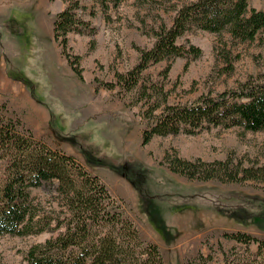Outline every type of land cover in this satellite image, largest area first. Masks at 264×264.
<instances>
[{
  "label": "rangeland",
  "instance_id": "1",
  "mask_svg": "<svg viewBox=\"0 0 264 264\" xmlns=\"http://www.w3.org/2000/svg\"><path fill=\"white\" fill-rule=\"evenodd\" d=\"M74 0H0V104L21 120L32 136L82 163L97 175L122 206L146 242L157 245L165 264H190L211 255L223 264L222 251L234 242L223 233L246 232L264 239V190L251 181H189L166 170L165 152L212 162L228 156L245 164L264 157V130L211 128L194 136L153 137L141 144L144 128L132 97L100 83L135 64L137 48H150V28L169 24L179 6L190 0H120L103 13L95 0H77L90 33L67 35V52L79 56V79L52 37V22ZM264 12V0H247ZM226 43V44H225ZM177 44L201 50L194 58L150 65L143 75L164 81L169 103L194 101L201 94L234 89L264 76V28L251 43L234 42L200 30L185 33ZM223 44L232 64L223 61ZM223 52V53H222ZM184 64L187 68L184 69ZM3 163L0 161V170ZM48 234L0 236V264H26L29 246ZM222 250V251H221Z\"/></svg>",
  "mask_w": 264,
  "mask_h": 264
},
{
  "label": "trees",
  "instance_id": "2",
  "mask_svg": "<svg viewBox=\"0 0 264 264\" xmlns=\"http://www.w3.org/2000/svg\"><path fill=\"white\" fill-rule=\"evenodd\" d=\"M95 1L106 13L120 0ZM171 8L175 11L171 22L147 33L154 37L150 48L136 47L138 58L132 68L115 71L113 81L100 83L104 89H117L132 97L130 105L138 106L144 126L141 144L150 143L153 137L194 136L215 127H237L251 133L264 130V76L234 89L201 94L194 101L170 104V91L164 85L170 66L161 72L160 82L143 75L156 63L198 57V47L177 44L182 35L194 30L218 36L224 33L237 43L253 42L264 28V12L250 8L247 0H190ZM83 10L74 0L52 22V37L79 79L80 58L67 52L66 37L93 32L78 16ZM225 44L222 58L231 70ZM0 161V236L48 234L25 251L26 264H165L157 245L141 238L97 175L87 172L72 156L34 138L4 104H0ZM162 164L189 181H251L264 190V157L247 164L232 156L207 162L181 158L167 150ZM222 237L239 246L221 250L223 264H264V239L246 232L223 233ZM212 259L200 255L190 264H212Z\"/></svg>",
  "mask_w": 264,
  "mask_h": 264
}]
</instances>
